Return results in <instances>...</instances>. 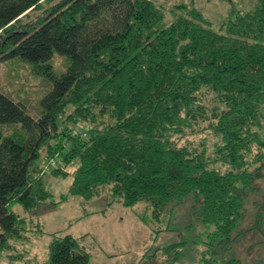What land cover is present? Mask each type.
I'll list each match as a JSON object with an SVG mask.
<instances>
[{
  "label": "trees",
  "instance_id": "trees-1",
  "mask_svg": "<svg viewBox=\"0 0 264 264\" xmlns=\"http://www.w3.org/2000/svg\"><path fill=\"white\" fill-rule=\"evenodd\" d=\"M171 12L167 22L155 0H0V63L26 64L49 82L36 114L0 90L7 264L24 261L17 246L28 238L8 205L32 213L67 198L48 201L46 175H70L68 194L85 200L105 190L108 206L145 203L155 221L184 206L201 226L192 261L180 238L146 247L133 264H244L228 247L246 232L264 176V0L217 24L183 3ZM55 55L64 70L53 69ZM89 259L80 239L53 232L43 264Z\"/></svg>",
  "mask_w": 264,
  "mask_h": 264
},
{
  "label": "rangeland",
  "instance_id": "rangeland-1",
  "mask_svg": "<svg viewBox=\"0 0 264 264\" xmlns=\"http://www.w3.org/2000/svg\"><path fill=\"white\" fill-rule=\"evenodd\" d=\"M257 1L155 0L164 10L167 22L172 19L171 10L174 5L183 3L187 7L199 9L213 24H217L230 9H249ZM50 63L55 71H61L64 70L66 62L62 56L55 55ZM48 87L47 79L34 74L28 65L16 61L0 63V90L22 101L29 113H37L38 100ZM71 180L70 175H46L43 178L45 188L51 193L48 201L57 202L61 195L67 194L66 200L55 207L42 206L31 213L24 211L17 202L8 205V210L26 220L28 236L22 245L17 246L18 250L22 249L24 252V261L15 260L14 263L43 264L53 232L68 233L80 239L90 256L88 264H133L141 257L146 247L180 238L188 241L185 259L192 261L198 250L196 242L201 243L204 240L201 226L195 227V223H191L189 213H183L184 206H177L172 210V221H169L170 218L165 214L155 221L151 218L147 205L142 202L133 207H125L117 202L108 206L107 202L111 199L105 190L101 196L90 200L68 194ZM256 187L258 191L249 197L247 215L242 220L239 231L247 230L228 247L229 257L240 258L244 264H264V176L256 181ZM142 216L147 218L149 226L142 221ZM155 223L162 228L168 224L170 231L156 234ZM153 224L152 228L150 225ZM9 243L15 244L13 241ZM0 264H7L2 256Z\"/></svg>",
  "mask_w": 264,
  "mask_h": 264
},
{
  "label": "built area",
  "instance_id": "built-area-1",
  "mask_svg": "<svg viewBox=\"0 0 264 264\" xmlns=\"http://www.w3.org/2000/svg\"><path fill=\"white\" fill-rule=\"evenodd\" d=\"M43 170H47L48 168L46 167V165H42L41 166Z\"/></svg>",
  "mask_w": 264,
  "mask_h": 264
}]
</instances>
